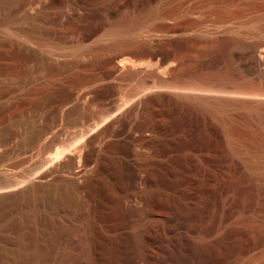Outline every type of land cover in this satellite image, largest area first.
I'll return each mask as SVG.
<instances>
[{"label": "rangeland", "instance_id": "obj_1", "mask_svg": "<svg viewBox=\"0 0 264 264\" xmlns=\"http://www.w3.org/2000/svg\"><path fill=\"white\" fill-rule=\"evenodd\" d=\"M263 26L264 0H0V142L89 130L79 176L0 206V264H264Z\"/></svg>", "mask_w": 264, "mask_h": 264}, {"label": "water", "instance_id": "obj_2", "mask_svg": "<svg viewBox=\"0 0 264 264\" xmlns=\"http://www.w3.org/2000/svg\"><path fill=\"white\" fill-rule=\"evenodd\" d=\"M88 132V129L83 130L67 140L56 141L54 135L48 129L38 133L31 140L18 136L0 142V196L13 195L17 191L32 185L35 186L36 191H38V187L40 191L48 190L53 185V173L60 172L72 175L78 168L75 151ZM39 146H41L39 158L32 160ZM61 150L63 151L61 156L59 159H55V153ZM12 160L16 163L30 161L25 175L20 180H12L6 174L9 161ZM63 161L70 162L68 168L60 169L57 167ZM51 165L56 166L58 171L51 168Z\"/></svg>", "mask_w": 264, "mask_h": 264}, {"label": "bare ground", "instance_id": "obj_3", "mask_svg": "<svg viewBox=\"0 0 264 264\" xmlns=\"http://www.w3.org/2000/svg\"><path fill=\"white\" fill-rule=\"evenodd\" d=\"M263 28H264V26H263ZM15 34V33H14ZM17 34V33H16ZM18 35V34H17ZM221 42L226 46V50H227V47L228 46H230L231 45V39L230 38H227L226 36H224V37H222L221 39ZM223 46V45H222ZM228 52V51H227ZM225 55V54H224ZM227 55V54H226ZM257 55V54H256ZM258 55L257 56H253L252 58H254L255 60H256V62H255V65L256 66H259V59H258ZM127 63V62H126ZM125 63V64H126ZM124 66V65H123ZM181 94V93H180ZM189 100L191 99V100H193L194 101V103L196 102V103H198V104H200V103H204L205 101H204V99H202V98H198V97H189L188 98ZM186 100H187V98H186ZM188 100V101H189ZM190 100V101H191ZM193 101H191V102H193ZM236 102L237 103H240V104H243V105H251L252 103L251 102H249V101H231V100H224V101H221V103H219L220 105L222 104V105H231V104H236ZM206 103H208V102H206ZM213 103H215V102H213ZM261 105H260V110H263L264 111V102H261L260 103ZM259 111L258 110H256L255 111V113H258ZM262 112V111H261ZM263 131V130H262ZM254 132V131H253ZM62 150L61 151H59V152H56L55 153V159H59V157L61 156V154H62ZM69 163L70 162H66V161H63L62 163H59L58 165H57V167H59L60 169H66V168H68L69 167ZM74 175H76V177L77 176H79L80 175V171H76V173H74ZM65 180V179H64ZM66 181H68V180H66ZM35 188V186H29V187H26V188H23V189H21V190H19V191H17L15 194H13V195H1L0 196V206L1 205H5V204H7L8 202L9 203H11V202H13V200L14 201H17V200H19V199H21L22 197H24V195L26 194V193H28V191H31V190H33ZM230 199V198H229ZM228 202H230V201H228ZM221 222V221H220ZM220 228V227H219ZM87 259V258H86ZM88 261V260H87ZM85 262V261H84ZM92 264V263H91Z\"/></svg>", "mask_w": 264, "mask_h": 264}]
</instances>
